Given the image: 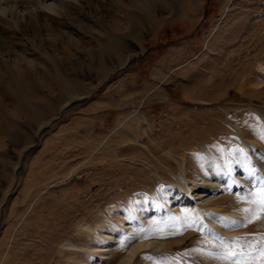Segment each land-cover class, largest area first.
<instances>
[{"label":"rangeland","instance_id":"1","mask_svg":"<svg viewBox=\"0 0 264 264\" xmlns=\"http://www.w3.org/2000/svg\"><path fill=\"white\" fill-rule=\"evenodd\" d=\"M155 11L150 27L142 0H71L21 29L0 13V264H120L137 240L130 264H207L194 261L200 253L264 264V231L221 235L196 204L170 207L168 188L183 184L182 155L264 152L234 123L264 114L254 93L264 87V0H170ZM120 18L137 30L124 67L107 56L97 69ZM23 53L33 67L17 72ZM225 251L244 255H207Z\"/></svg>","mask_w":264,"mask_h":264},{"label":"bare ground","instance_id":"2","mask_svg":"<svg viewBox=\"0 0 264 264\" xmlns=\"http://www.w3.org/2000/svg\"><path fill=\"white\" fill-rule=\"evenodd\" d=\"M70 1L71 0H44L39 1L36 5H27L23 8H20V6L16 4V8L12 9L8 7L10 6L8 4L3 6L0 3V13H4L7 16L6 22L10 23L12 21L21 29V26L30 21L37 26L38 22L41 23V16L44 15L45 11L57 12L59 5L65 6ZM142 3L145 12L148 14L147 21L150 27H153L159 22V16H157L155 11L156 7L160 6L164 9L170 6V0H142ZM28 18L30 20H28ZM117 21L115 26H113V33H109L105 38L102 59L100 60L101 62H97V69L106 68L108 62L107 56L109 60L111 59L119 68L124 67L123 57L131 50V43L128 42L127 36L132 35L135 37V31L137 30H132L128 23L121 18L120 20L117 19ZM26 54L20 55L14 61V69L17 72H21V69L29 70V68L33 67V61L27 58ZM5 63L8 65L6 61ZM8 68H10V65H8ZM253 77L255 78V76ZM256 82L259 83L257 80ZM259 84H256L254 93L264 95V87ZM68 105H70V103L64 105L63 108ZM234 123L236 124V131L246 147H254L258 144L264 146V114L251 116ZM229 140L230 138L221 139L219 143L223 147L225 146V148H228V146L230 147V142L227 143L225 141ZM205 149L207 154L205 161L202 159L200 160V158L196 156H192L190 163H187V158L182 155V163H178L180 167V176L178 175L179 173L177 175L183 181V184H178L177 181H171L169 176L162 175L163 179L165 178L171 181L168 187L171 191V196L169 197L170 207L181 206L185 202L196 204L201 208L202 217H205L207 223L211 224L218 233L228 237L239 235L237 232H245L251 236V234L254 235L253 233L255 232L264 231V207H261V199L264 197V152L260 149L258 152L257 149L254 151L248 150V155L251 159L244 157L242 152H238L236 156L237 161L236 158H233L230 153L226 151L227 149L225 150L227 153L225 156L221 157L222 159L218 158L211 148ZM166 167H168V165ZM191 172H194V174H190ZM237 198H239L240 201H238ZM125 216L128 220L129 216H127V214ZM108 233L109 239H116L117 231L112 229ZM230 238L232 239L233 237ZM143 245L145 244L138 242V240L132 242L128 248L127 256L120 264H130L135 258L138 249ZM92 247L94 248L95 246ZM108 250L110 249L102 251L101 254L107 256L109 253ZM203 258L204 262L207 264L219 263L217 261L214 263V260L208 262L210 259L209 256L201 253L197 255V257H194V261L198 262V259L202 261ZM191 259L187 260L190 264H197ZM90 264L94 263L90 262Z\"/></svg>","mask_w":264,"mask_h":264},{"label":"snow or ice","instance_id":"3","mask_svg":"<svg viewBox=\"0 0 264 264\" xmlns=\"http://www.w3.org/2000/svg\"><path fill=\"white\" fill-rule=\"evenodd\" d=\"M261 207H264V197H262L261 199ZM173 235L178 234V233H172ZM147 238V237H145ZM245 238H235V240L233 241H229V243L235 244L240 240H244ZM224 242L222 241L221 244H223ZM207 255H211L213 256V258H220V259H233L235 255H240L243 256L244 253L243 252H239V253H230L228 251H225L223 253H221L219 256H216V254L214 253H207Z\"/></svg>","mask_w":264,"mask_h":264},{"label":"water","instance_id":"4","mask_svg":"<svg viewBox=\"0 0 264 264\" xmlns=\"http://www.w3.org/2000/svg\"><path fill=\"white\" fill-rule=\"evenodd\" d=\"M119 70H120V69H119ZM68 106H69V105H68ZM68 106H67V107H68ZM67 107L63 108V109L60 111V113H59L58 117H60V116H61V114H62L63 110H64V109H66ZM58 117H56L54 120L50 121L46 127H48L49 125H51V123H52V122L56 121V120L58 119ZM43 129H44V128H43Z\"/></svg>","mask_w":264,"mask_h":264}]
</instances>
